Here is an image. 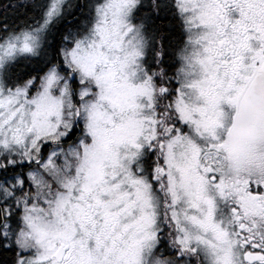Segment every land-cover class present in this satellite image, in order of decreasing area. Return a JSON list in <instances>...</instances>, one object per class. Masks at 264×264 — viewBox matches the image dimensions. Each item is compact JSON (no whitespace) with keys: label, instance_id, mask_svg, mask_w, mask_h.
I'll return each instance as SVG.
<instances>
[{"label":"snow or ice","instance_id":"1","mask_svg":"<svg viewBox=\"0 0 264 264\" xmlns=\"http://www.w3.org/2000/svg\"><path fill=\"white\" fill-rule=\"evenodd\" d=\"M0 264H264V0H0Z\"/></svg>","mask_w":264,"mask_h":264}]
</instances>
